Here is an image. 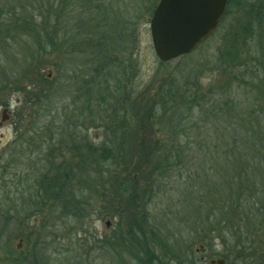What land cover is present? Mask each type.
I'll return each instance as SVG.
<instances>
[{"label": "rangeland", "instance_id": "374dc122", "mask_svg": "<svg viewBox=\"0 0 264 264\" xmlns=\"http://www.w3.org/2000/svg\"><path fill=\"white\" fill-rule=\"evenodd\" d=\"M237 2L233 1L228 16L196 53L193 62L179 67L180 58L162 64L154 51L150 21L159 0H0L3 26L9 25L7 21L13 12L19 16L24 7L27 21L41 27H56L59 44L50 46L44 39L26 33H19L18 38H6L7 30L0 34V264H210L211 260L220 259L226 264H264V222L251 234L238 227V222L223 228L215 221L219 213L211 217L209 224L205 223L213 210L201 207L205 208L208 199L217 198L215 189L221 188L217 169L225 168V149H221L214 130L208 133L191 129L197 146L182 157L185 160L189 156L188 162L196 163L193 170L202 183L210 182L212 192L197 188V198L193 200L195 214L204 218L202 225H192L195 219L184 208L182 192L173 190L168 176L154 177L146 217L141 213V200L129 205L111 188L91 186L86 192L75 191L85 203V214L63 218L60 202H53L41 188L51 184L63 166L75 171L79 157L86 154L85 150L77 153L76 146L88 143L99 148L107 139L111 146L117 144L118 138L110 131L116 126H106L109 122L105 120H118L119 116H112L111 106L120 105L117 96L122 91L141 102L144 94L154 95L163 77L167 80L172 74L187 76L192 70L199 72L198 84L208 91L207 96L210 90L214 91L211 97L221 102L228 100L235 106V111L224 118L209 115L203 119L239 120L236 129L228 130L230 144L241 132L254 144L264 143V123L259 130L254 123L264 120V25L253 21V34L248 37L247 46L240 45L242 52L248 51L251 66L247 67L241 56L229 62L223 55L228 48L223 41L228 29L246 17L238 11ZM91 39L102 43L99 59L88 46H77L79 41ZM105 57L109 67L101 63ZM254 68L259 70L255 85H249L248 79L243 83L241 75L249 76ZM94 69L98 71L95 73ZM106 79L112 88L115 84L121 87V92H96L99 84L102 89L105 87ZM34 83L39 84V90L32 94L29 89L17 90L18 85ZM41 88L47 90L42 93ZM89 97L95 104L93 114L88 108L79 119ZM6 107L11 117L3 122L4 116L8 117L3 113ZM85 119L92 123L76 124V120ZM130 125L129 129L135 128L134 120ZM162 130L156 126V136L169 138L167 128ZM202 139H206L205 143L212 139L210 146ZM237 145V158L252 161V146L242 142ZM86 166L93 170L89 163ZM188 173H184V179ZM105 177L109 180V175ZM77 183L76 179L72 186L78 188ZM49 204L58 207L53 211ZM132 214L138 215L139 223L144 224L150 236L156 232L158 243L150 246L153 259L134 241L130 245L124 242L130 239ZM195 228L202 229V233H195ZM212 230L218 233L213 238ZM205 232L209 234L207 241V237L200 238ZM250 243L252 250L246 252ZM241 254H245L246 262L238 259Z\"/></svg>", "mask_w": 264, "mask_h": 264}, {"label": "trees", "instance_id": "16d2710c", "mask_svg": "<svg viewBox=\"0 0 264 264\" xmlns=\"http://www.w3.org/2000/svg\"><path fill=\"white\" fill-rule=\"evenodd\" d=\"M233 1L234 0H229L221 24L228 16ZM237 5L238 11L242 13L244 17L246 15V17L240 18L237 25L228 29V32L223 38L228 48L223 55L229 62L230 59L236 60L241 56L240 58L246 60L244 63H247L248 67L251 66L248 60V51L244 50L242 52L240 45L243 44V46H247V41L250 38L249 36L253 34V21L256 20L258 25L261 24L260 26L264 25V0H253V3L250 4L238 0ZM22 10V12H18L19 16L14 12L12 16L10 15L11 18L7 21L9 24L8 26H3L0 23V34L3 30H7L6 38H18V36H20L18 35L19 33H26L33 38L44 39L50 46H59L56 27H41L34 22H29L27 21L26 9L22 7ZM39 11L41 12V9ZM1 15L2 13H0V20L2 18ZM244 19H247V21H244ZM97 31V29H94L96 35H99ZM206 41L191 54L181 57V64L179 67L188 63L191 64L198 55L196 53L198 51L200 52ZM85 45L88 46V48L92 50L94 56H97L99 59L102 43L98 41L95 42L93 39L85 40L84 43L80 41L77 43V46L82 48H84ZM255 61H257V59H255ZM101 63H103L105 67H109L110 64L107 57L103 58ZM162 64L166 63L162 62ZM93 71L96 73L98 70L94 69ZM198 73L192 70L187 76H176L172 74L168 76L167 80L165 76V78L162 76L163 80H161V84L156 93L154 95H151L150 92L144 94L141 98V102H138L137 99L134 100L133 97L122 91V94L120 93V96H117L120 97V105L115 104L111 106L109 104V106L112 107H110L112 109V116H119L118 120H105L109 122L106 126H116L110 131L114 137L118 138L117 144L111 146L110 140L107 139L99 148L88 143L79 147L76 146L75 150L77 153L85 150L86 154L80 157L78 156L81 161L75 166V171L68 166H63V171L57 174L58 177L53 179L51 184H48L46 187H41L53 202H60L58 205L61 209L63 218L66 216L79 217L85 214V203L78 198L75 191L86 192L91 186H95V189L100 187L102 189L111 188L112 191L117 192L122 199L126 200L129 205H133L134 203L136 205V202L141 200V202H144V208L141 209V213L146 217V206L151 201L149 200V195H152L153 185L156 182L154 177L157 176L162 179L168 176L173 181V190L182 192V203H184V208H187L186 210L191 212V219H195L192 225H202V223H204V218L195 214L196 205L193 204V200L195 201V198H197V188L208 191V194L212 192L210 182L204 184L199 180L196 176V172L193 170L196 168V163L188 162L189 156V158L186 157L185 160L182 159L184 152H192L197 146L196 138H193L190 134L191 129L195 128L199 131L201 129L206 130L205 132L208 131V133L214 130L216 134L219 135L218 141L221 145V149H225V153H222V162L225 168L221 169V171L217 169V172H219L217 177L220 180L219 184L221 187L218 190L215 189L217 198L208 199L205 208H203L204 206L201 207V209L213 210L211 211V216L209 215L210 217H207L205 223L209 224L211 217L219 213L220 217H215V221L217 224L221 223L223 228H228L230 224L236 225L234 223L238 222V227L248 230L251 234L254 228L261 227L258 225L264 222V181L261 182L258 179L264 180V170H260V167L264 168V143L259 142L258 144H254L248 138H244L241 132L239 136L236 134L237 136L233 137V144H230L231 140H228V130L230 127L236 129L239 120H203L208 119L207 117L209 115H214V117L221 115L222 118L226 115H231V112L235 111V106L228 100L221 102L216 97H211L214 91L210 90L209 96H207L208 91L202 90L203 88L198 84ZM258 74L259 70L254 68L249 76L241 75L242 82L246 84L245 80L248 79L249 85L253 86L255 85ZM237 79H240V77ZM232 80L236 81L234 79ZM104 84L105 87H103V89L101 84H99L100 87H97L95 91L103 92V90H105L107 94H111L116 90L115 93L118 94V92L122 90L121 87H118L116 84L115 87L112 88L110 86L112 84L107 79L104 81ZM38 85V83H34L32 86L18 85L17 90H31L32 94V91L36 92L39 90ZM46 90L42 89L41 91L44 93ZM93 91L94 90H91V93H94ZM105 98L106 97H103L102 101H104ZM106 105L108 106L107 102ZM83 106L85 109H83V112L81 109L82 114H79V119L83 118L84 112L87 111L88 108L93 114V106H95L94 100L89 97ZM205 107L208 108V111L205 110ZM92 114L91 118L94 120L95 117H93ZM180 116L182 117L180 118ZM178 117L179 120H172ZM132 120L135 122V128L129 129ZM86 123L91 124L92 122L89 121V119L83 121L76 120V124L82 125ZM224 123L228 124L227 127ZM254 123L256 125L255 127L259 130L264 120H254ZM156 126H160L161 130L162 127L165 126L169 138L165 135L164 138L157 137L155 132ZM255 127L253 128L252 126L251 129L254 130ZM238 131L239 130H236V133H239ZM163 132L166 133V131ZM257 134H259V131H257ZM119 137H121L120 140ZM205 140L206 139H202L204 143ZM210 142H212V139H210L209 143ZM239 142L249 147L252 146V161H249V159L245 161L243 158H237L240 149L237 148L239 147L237 145ZM209 143L206 142L205 144L208 145ZM199 146L202 147L203 144ZM187 162L189 166L186 164ZM88 163L93 170L90 171L87 169L88 166L86 165ZM108 167H110V169L107 170ZM102 168L104 171L100 170ZM112 168H116V170L113 171ZM185 172L189 173L187 178L184 179L183 176ZM95 174L98 176L94 177L93 175ZM106 175H109V180L105 177ZM191 178L194 180L189 183V179L191 180ZM76 179L78 180V188L72 186L73 181ZM194 187H196V189ZM184 195H186V200ZM48 206L53 211L58 207L56 206L55 208L53 204H49ZM140 223L138 215L132 214L130 223L132 230L131 232L129 231L130 239L124 240V242L130 245L134 241L137 246L143 249L146 255L152 256L153 259L154 256L150 246H152V243H158L155 235L156 232L150 236L146 228L143 227L144 224ZM211 232V238L218 234L216 230H212ZM195 233L201 234L202 229L199 231L196 229ZM208 235V232H205L204 236H200V238L207 237L204 240L207 241ZM232 236L235 237V233H233ZM150 237L153 238L150 240ZM240 245L241 244L237 243V246ZM242 247L245 249V246L242 245ZM249 249L252 250V243H250V247L246 252ZM241 252H243V250H241ZM238 259L246 262L245 254H241Z\"/></svg>", "mask_w": 264, "mask_h": 264}, {"label": "water", "instance_id": "95a60500", "mask_svg": "<svg viewBox=\"0 0 264 264\" xmlns=\"http://www.w3.org/2000/svg\"><path fill=\"white\" fill-rule=\"evenodd\" d=\"M229 0H160L150 30L156 56L161 62L189 55L219 27ZM8 109L4 110L7 113ZM8 119L4 116L3 122ZM20 246H18V249ZM210 264H226L211 260Z\"/></svg>", "mask_w": 264, "mask_h": 264}, {"label": "flooded vegetation", "instance_id": "af4514ba", "mask_svg": "<svg viewBox=\"0 0 264 264\" xmlns=\"http://www.w3.org/2000/svg\"><path fill=\"white\" fill-rule=\"evenodd\" d=\"M6 109H8V112H7V114H8V118L9 117H11V114H10V110H9V108L8 107H6ZM4 113V112H3ZM5 114V113H4ZM1 127V126H0Z\"/></svg>", "mask_w": 264, "mask_h": 264}]
</instances>
